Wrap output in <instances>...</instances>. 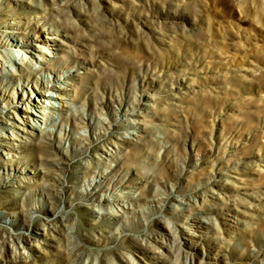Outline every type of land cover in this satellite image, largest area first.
<instances>
[{
	"label": "rangeland",
	"instance_id": "374dc122",
	"mask_svg": "<svg viewBox=\"0 0 264 264\" xmlns=\"http://www.w3.org/2000/svg\"><path fill=\"white\" fill-rule=\"evenodd\" d=\"M14 42L70 110L0 78V264H264V0H0Z\"/></svg>",
	"mask_w": 264,
	"mask_h": 264
},
{
	"label": "bare ground",
	"instance_id": "6f19581e",
	"mask_svg": "<svg viewBox=\"0 0 264 264\" xmlns=\"http://www.w3.org/2000/svg\"><path fill=\"white\" fill-rule=\"evenodd\" d=\"M11 45H15L19 47V49H22V47L25 46L27 47L26 49H28L29 51L27 52L26 50H21V51L27 52V54H23L22 52L20 53L19 50H17L18 53H16L17 56L15 57V55L13 56V54L10 52L11 49H9L7 53L0 50V78L14 80V78L10 77V72L13 68L15 69V71H17L15 74L21 76V78H18L19 82L27 76L30 77L32 71L37 72L39 74H43L42 76L43 79H39L35 77L34 84H36L37 86V89H36L37 93L43 94L44 98L42 100H38L37 104H32L31 106H29V103L21 105L20 110L24 113V115H27L29 119H34V121L36 122L41 121L43 124L41 123L39 124L38 127H34V128L39 130L40 133L44 132L46 129H51L57 124H59V120L60 118L64 116V113L66 112V110H70V108H68V104L70 103V100H69L70 92L65 91L67 87L59 86L58 83H56V80L61 78L60 77L61 75L60 76L52 75L53 77L51 76V78H46V75H44V65L49 63L47 62V54L50 52V45H53V44L46 43V44L33 45V44L14 42L13 44L11 43ZM30 52H32V56L35 59V61L33 60V62H31L32 60L31 61L28 60L30 56L28 55V53ZM22 85L23 84L21 83V84H18L17 86L18 91H21L19 92V95H22V92L24 91L23 89L20 88ZM45 85L49 86L51 90L42 91V88ZM8 88H10V86H8ZM3 98H4L3 94L0 93V100ZM57 112H59L58 113L59 115L57 114ZM12 124H16L15 120H12ZM27 124H28L27 121L23 123L24 126L22 127L24 130V133L27 132V126H26ZM2 130L5 133H7L8 131L9 132L11 131L13 133L12 135H17V137H21L20 131H18L17 128L14 126L7 128V127H2L0 125V131ZM7 137L8 136L6 135H3L2 137H0V146H5V149L8 150V148H13L14 145L10 144V142L6 140ZM106 152L107 151H105V153ZM103 183H104V180L101 181L100 186H103L104 185ZM96 190H98V187L96 188ZM101 199L108 201L106 196H103ZM156 242L151 241L146 245L147 246L146 248L141 247V251H143V253H141L140 255H142V257L138 258L136 256L130 255L127 259H125L123 264H144V262H142L141 260L142 258L149 259V261H153V262H149L150 264H157L156 261L154 262L155 257L146 253V251L148 249L150 250V248L160 249V246H157Z\"/></svg>",
	"mask_w": 264,
	"mask_h": 264
}]
</instances>
